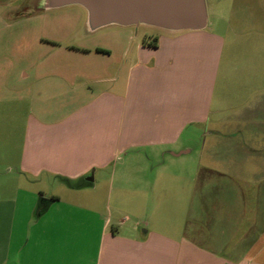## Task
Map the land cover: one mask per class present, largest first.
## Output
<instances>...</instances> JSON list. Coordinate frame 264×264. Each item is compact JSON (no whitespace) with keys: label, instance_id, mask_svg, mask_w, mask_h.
<instances>
[{"label":"crops","instance_id":"crops-1","mask_svg":"<svg viewBox=\"0 0 264 264\" xmlns=\"http://www.w3.org/2000/svg\"><path fill=\"white\" fill-rule=\"evenodd\" d=\"M16 1L3 3L10 6ZM199 31L156 35L146 29L137 43L129 42L114 72L120 77L126 70L123 95L100 90L98 84L116 77L108 74L105 63L96 61L91 64L98 74L91 81H86L88 76L80 81L77 71L69 73L62 64L60 70L44 71L38 87L26 82L0 98L6 104L18 100L19 108L26 110V121L17 128L18 140L14 122L20 111L0 114V178L21 184L12 204L0 202V213L10 212L5 222L9 234L0 241V264H264V207L259 203L250 211L243 232L244 208L243 219L230 223L225 219L232 216V205L214 207L219 211L214 235L211 220L198 217L206 203L199 199L195 214L191 213L193 182L203 185L202 174L215 164L221 166L216 169L221 181L230 178L238 184L243 169L257 186L256 195L264 191V110L261 116L255 115V107L246 116L240 113L244 110H230L231 118L224 119V110L211 109L208 70L217 83L223 50L215 48L208 57ZM155 38L156 46L145 41ZM65 49L75 52L73 47ZM62 51L59 46L58 52ZM238 128L247 131L244 144L230 141ZM224 141L226 154L221 150ZM122 154V176L137 179L134 193L147 194L144 176L148 168L152 170L156 203L149 208L159 214L145 228L129 224L128 216L113 219L109 204L94 191L98 176ZM238 162L247 166L238 167ZM47 180L69 186L64 185L65 195L49 191L55 195L39 214L46 204L40 186ZM76 180L82 181L78 187L73 185ZM198 193L203 198L207 191ZM134 209L147 206L140 202Z\"/></svg>","mask_w":264,"mask_h":264},{"label":"rangeland","instance_id":"rangeland-1","mask_svg":"<svg viewBox=\"0 0 264 264\" xmlns=\"http://www.w3.org/2000/svg\"><path fill=\"white\" fill-rule=\"evenodd\" d=\"M4 1L6 0H0V98L9 95L7 92H11L12 87L18 88L22 84L25 85L26 82L31 81L32 86L36 84L35 87H38L37 82L45 76L44 71L60 70L62 64H66L64 68H67L69 73L77 71L81 76L80 81L83 80L82 76H88L89 78L85 79L89 81L93 75L98 74V70L92 69L93 64H91L96 61L105 63L108 66V74L111 77L114 75L116 77L108 83L98 84L100 90L111 89L115 93L123 92V95L126 85V70L120 77L114 72L122 60L125 47L129 42L137 43L141 36L143 37L146 29L156 35L165 32L156 27H150L153 28L150 29L147 26H141L139 32L136 30L138 27L134 26L131 28L111 26L92 32L86 26L87 12L80 5H71L45 12L31 11L35 9L36 0H19L10 6L5 5ZM206 1L208 25L206 29L199 31V38L206 46L208 57L215 48L223 50L222 75L217 83L207 69L206 93L208 97H213L211 109L224 110L222 113L224 119L231 118L230 110H244L240 113H244L246 116L251 113L250 110L254 107L257 110L255 115L260 114L261 116V110H264V0H221V3L219 0ZM219 7H224L226 12L220 13ZM59 46H63L65 51L58 52ZM66 46L73 47L75 52L68 53L65 49ZM42 96H45V93ZM36 100L38 101L37 97ZM3 101L4 99H0V114L2 110L20 111L18 115H15L14 122L16 126L15 139L18 140L21 138V133L17 128L24 125L26 117H23V113L26 110L19 108L21 102L18 100H7L9 104L3 103ZM10 105L15 108H11ZM262 107L263 109H261ZM239 119L241 120L242 117L240 116ZM241 124H245V122ZM236 133L238 135L234 138L229 136L230 141L243 142V144L247 142V131L238 128ZM226 146L224 141L221 150L225 154L228 151ZM245 150L248 149L245 148ZM232 154L236 155L237 153L235 151ZM241 154L243 155L242 152ZM123 158L124 155H120V158L111 162L103 176H98V187L94 191L103 204H109L113 219H124L128 216L133 221L129 224L137 223L145 228L147 222L152 221L159 214L158 211L151 212L149 208V204L156 203L153 201L155 195L152 194L156 190L151 179L152 170L148 168L147 172L149 173L144 176L147 183V186L146 183L144 184L147 194L143 193L144 196L141 192L134 193L136 189L134 181L137 179L122 176V168L124 169L125 165ZM235 165L238 167L247 166L241 162ZM217 167L219 169L221 166L215 164L210 168L211 170L207 169L204 176L202 174L203 185L199 184L200 181H197L198 185H195L196 181L193 182L196 187L192 188L190 193L191 213L195 214L194 207L196 208L198 205L199 199L204 204L206 203V208L201 210L203 216L199 213L198 217H203V221H207L205 217L211 220L210 233L214 235L216 229L213 227V222L215 215H219V211H215L214 207L220 204L232 205L230 207L232 216L226 215L225 219L230 223L238 221L237 218L243 219L245 212L241 210L244 208L247 212L243 220L244 226L241 228L243 232L247 223H250L248 216L250 211L257 203L264 207V194L262 195L264 191H260L259 197L256 195L253 190L257 186L251 183L247 174L244 176L246 172L243 169H239L242 174L237 175L238 184L230 178L221 181L223 179L217 172ZM15 171L17 172L16 168ZM214 180L215 183L212 184L210 181ZM81 182V180H76L73 185L78 187ZM224 184L227 186L220 187ZM19 185L21 184H17L16 180L0 178V202H13ZM64 185L69 186L62 182L47 180L46 185L40 186L44 189V194H42L45 196L42 197L49 199L55 195L49 191L65 195L62 192ZM261 187L264 188V185ZM88 188H93V186H88ZM202 188L205 192L207 191L203 198L199 197L201 193H198V190L204 191ZM140 202L147 206V210L134 209ZM234 207L237 210L233 212ZM9 213H4V211L0 213V241L3 236L9 234V227L5 223L10 219L7 217L10 215Z\"/></svg>","mask_w":264,"mask_h":264},{"label":"water","instance_id":"water-1","mask_svg":"<svg viewBox=\"0 0 264 264\" xmlns=\"http://www.w3.org/2000/svg\"><path fill=\"white\" fill-rule=\"evenodd\" d=\"M71 5L85 8L86 26L92 32L111 26H148L179 32L202 30L208 25L206 0H36L31 11Z\"/></svg>","mask_w":264,"mask_h":264},{"label":"trees","instance_id":"trees-1","mask_svg":"<svg viewBox=\"0 0 264 264\" xmlns=\"http://www.w3.org/2000/svg\"><path fill=\"white\" fill-rule=\"evenodd\" d=\"M149 45H153V46H156L157 45V39H153L152 41H147V39L145 40ZM46 200V204H45V207L43 209H41L38 213H43L45 210H46V207H48L49 203L52 201V200H47V199H44Z\"/></svg>","mask_w":264,"mask_h":264},{"label":"flooded vegetation","instance_id":"flooded-vegetation-1","mask_svg":"<svg viewBox=\"0 0 264 264\" xmlns=\"http://www.w3.org/2000/svg\"><path fill=\"white\" fill-rule=\"evenodd\" d=\"M37 11H45V12H46L47 10H39V9H38ZM49 11H51V10H49Z\"/></svg>","mask_w":264,"mask_h":264}]
</instances>
